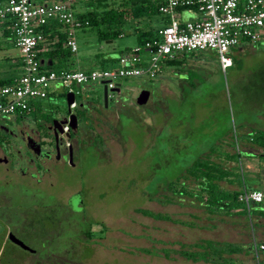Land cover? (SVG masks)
I'll return each mask as SVG.
<instances>
[{"label":"rangeland","instance_id":"374dc122","mask_svg":"<svg viewBox=\"0 0 264 264\" xmlns=\"http://www.w3.org/2000/svg\"><path fill=\"white\" fill-rule=\"evenodd\" d=\"M84 2L72 0L73 10L82 11ZM150 24L155 27L153 19L140 22L143 30ZM10 36L0 25V80L21 72L20 53ZM74 40L77 52L65 50V59L55 58L51 70L98 69L103 58L119 57L137 46L132 30L102 40L95 29L86 28L76 30ZM179 55L184 64L178 72L166 71L154 80L120 79L119 93L109 92L106 105L100 83L74 88L79 91L75 96L56 89L62 97L33 102L32 113L25 116L37 122L75 115L84 111L83 103L89 110L86 117L76 116L72 142L80 149L75 150L73 165L48 162L38 182L7 174L0 166V256L7 245L17 264H264V252L256 258L253 251V240L262 241L258 232L263 226L254 216L264 211V202L262 208L250 209L248 219L235 209L209 211L195 198H173L167 191L169 183L211 149L220 155L210 158L226 168L236 166L225 158L236 151V141L240 150L258 153L246 138L264 132V41L240 43L228 54L233 65L224 71L213 50ZM40 56L48 59L43 52ZM142 90L149 91L150 98L138 106ZM70 100L77 104L71 113ZM241 159L244 170L257 169V157ZM185 184L193 190L191 180ZM220 188L232 194L239 187L222 182ZM168 198L181 202L167 204ZM69 199L73 212L67 207ZM142 210L178 222L155 220ZM39 221L47 222L44 229L33 225ZM8 232L36 253L11 246ZM207 241L216 246L229 243L238 251L216 256L196 247ZM203 251L207 258L197 262L181 255Z\"/></svg>","mask_w":264,"mask_h":264},{"label":"built area","instance_id":"2783aa9c","mask_svg":"<svg viewBox=\"0 0 264 264\" xmlns=\"http://www.w3.org/2000/svg\"><path fill=\"white\" fill-rule=\"evenodd\" d=\"M72 0L54 1L50 4L33 0L0 1V23L12 21L13 40L20 53L21 74L10 85L0 86V117H18L30 110L36 100H45L54 89L67 90L74 96V88L92 83H106L108 91L120 87L124 78L154 80L163 72L166 62L177 54L213 50L218 55L221 69L232 67L228 56L240 43L264 41V0H162L159 13L167 24L157 29V38L131 48L119 57L118 66L106 69L45 70L43 52L39 46L46 39L45 28L55 23L64 31L63 46L71 53L77 52L74 40L76 30L88 27V21L76 16ZM195 18L182 20L183 13ZM44 61V62H43ZM131 65V66H127ZM77 107L74 101L70 109ZM69 125L62 127L67 133ZM235 152H240L235 143ZM241 166V161L238 163ZM263 193L242 189L237 201L247 210L260 204ZM256 258L264 251V244L253 240Z\"/></svg>","mask_w":264,"mask_h":264},{"label":"trees","instance_id":"16d2710c","mask_svg":"<svg viewBox=\"0 0 264 264\" xmlns=\"http://www.w3.org/2000/svg\"><path fill=\"white\" fill-rule=\"evenodd\" d=\"M6 1V0H0ZM61 1V0H52ZM85 1L83 4V10L74 11L76 16L80 19L88 21V27L95 29L97 31L98 37L102 40L115 39L117 37L123 36L129 30H132L133 33L137 35V45L141 46L145 42L150 41L152 39L157 38V29L167 24V20L160 15L159 7L162 4V0H83ZM50 2V3H52ZM80 2V1H79ZM82 2V1H81ZM41 4H50L47 0H41ZM154 20V26L151 24L148 29H142L140 26V22L143 20ZM3 34L10 33V38L13 39L12 33V21L4 20L0 23ZM58 25L55 23L48 24L46 26V41L44 44H41L39 48L46 46V49L43 51L44 55L48 56V59L45 60V66L43 69L51 70L50 67L53 65V60L58 58L65 57L64 51L67 50L63 46L65 34L62 29H57ZM83 28V29H86ZM14 43V40H13ZM15 45V43H14ZM131 49V48H130ZM130 49L126 50L124 53L128 52ZM119 56V57H120ZM41 57V56H40ZM119 57L117 60H119ZM65 59V58H64ZM64 59H62L64 61ZM97 60V56H96ZM116 59L111 58H103L100 61V67L98 69H106L113 68L117 61ZM183 61H179L177 58H174L171 61L166 62V66L179 68L181 67V63ZM51 64L48 66V64ZM21 65V62L19 63ZM183 65V64H182ZM71 67L61 68L59 71L63 70H71ZM14 77H9L4 80H0V86L10 85ZM79 94V91H78ZM63 93H59L56 95V92L50 91L48 93L47 100L54 99L56 97H62ZM46 100V99H45ZM34 109L33 103L30 105V110L25 112L24 114L18 116L22 117L25 115H29L32 113ZM86 117L84 112L78 111L77 117ZM246 140H248L252 146H254L258 151V153H252L250 155H244L241 150L236 153H228L225 155V158L235 163L234 168H226L222 166L221 163L215 162L210 157L215 155H220L214 149L204 155L202 158H198L186 169L184 175L180 177L176 182H171L167 186V191L172 194V197L180 199V197L188 196L190 198H195L199 201L200 204H205V208L209 211H219L222 212L224 210L231 211L233 209H240V213H247L245 207L237 201V196L242 191V189H246L249 191H259L264 195V132L257 133L253 132L247 135ZM95 142V141H94ZM235 148V146H234ZM218 153V154H217ZM242 156H247L251 158H258V167L256 170H244L242 165H238L239 161H241ZM187 180H191L194 183V188L192 191H188L186 188L185 182ZM226 182L229 184H237L239 186V191H235L232 194L224 191L220 188V183ZM178 188V190H177ZM173 198L166 199L167 204L179 203L180 200L175 201ZM162 202V201H161ZM263 201L260 204L261 205ZM164 203V202H163ZM253 207V206H252ZM251 207V208H252ZM142 215L160 221H171L173 223L178 222L176 220H172L169 216L153 213L151 211L142 210ZM262 214L263 211H259ZM45 223L47 222H36L33 225H40L41 228H45ZM182 224V223H181ZM33 228H35L33 226ZM7 243H5L6 245ZM205 246L196 245V247H205L208 249V252L219 256L223 253H227L228 255L235 254L238 251V247L232 244L226 243L222 246H216L212 242L207 241L204 242ZM0 245L2 242L0 241ZM3 245V246H5ZM12 246V245H11ZM3 255L0 256L1 264H17L16 260L11 257L9 253V246H5L2 248ZM206 252L202 253H188L182 252L181 255L193 262H197L198 260H205L207 258Z\"/></svg>","mask_w":264,"mask_h":264},{"label":"flooded vegetation","instance_id":"af4514ba","mask_svg":"<svg viewBox=\"0 0 264 264\" xmlns=\"http://www.w3.org/2000/svg\"><path fill=\"white\" fill-rule=\"evenodd\" d=\"M81 107L84 110L81 112H88L89 109L86 103ZM75 115L77 116V114ZM0 118V154L2 156L0 157V166H5L7 174L28 177L32 181L38 182L37 177L46 172L48 162L62 161L64 164L73 165V159L77 156L75 150L79 152L80 149V145L76 148L72 142L75 140L73 137L75 131L69 128L67 133L58 134V142H56L52 122H37L28 116L10 119L7 117ZM67 118H62L58 121H63ZM29 139L39 146V155L28 149L27 141ZM68 201L70 203L68 202L69 206L67 205V207L72 211L71 199ZM44 218H42L43 221H47V218ZM7 243L11 244L8 240ZM11 245L16 247L13 244Z\"/></svg>","mask_w":264,"mask_h":264},{"label":"water","instance_id":"95a60500","mask_svg":"<svg viewBox=\"0 0 264 264\" xmlns=\"http://www.w3.org/2000/svg\"><path fill=\"white\" fill-rule=\"evenodd\" d=\"M51 64L49 63L48 66H50ZM127 66H131V65H127ZM103 85L102 87V96H103V100L104 103L106 105V102L108 100L109 97V92L110 93H119V87L111 89L110 91H108L107 86L105 85L106 83H101ZM68 95H73L72 93H68ZM150 98V92L147 90H142L137 99H136V105L138 106H143L145 104H147L148 100ZM73 100L68 101L67 107H68V111L69 113H71V109H70V105L73 103ZM68 124L69 128L72 131H76L78 125H77V117L76 115H74L73 113H71L69 115V117L66 120L63 121H58V120H53L52 121V128L54 130V138L55 141L58 142V134H62L63 130H62V126ZM69 137V136H68ZM27 147L30 150H33L35 154L39 155L40 154V149L39 146L31 139H29L27 141ZM7 240L15 245L16 247H18L20 250L24 251V252H28L31 254H34L36 251L34 249H32L31 247H29L28 245H26L22 240H20L19 238H17L12 232H9L7 235Z\"/></svg>","mask_w":264,"mask_h":264},{"label":"crops","instance_id":"0c3cea01","mask_svg":"<svg viewBox=\"0 0 264 264\" xmlns=\"http://www.w3.org/2000/svg\"><path fill=\"white\" fill-rule=\"evenodd\" d=\"M193 18H195V15H192V14H190V13H183L182 14V20H189V19H193ZM243 43V42H242ZM244 43H248V42H244ZM251 44V43H250ZM46 49V46H43V47H41V50L42 51H44ZM42 53V52H41ZM180 54H186V53H180ZM175 58H177L179 61H183V59L181 58V55H179V54H177V56L175 57ZM112 59H118V57H115V58H112ZM41 60H44L45 61V59L44 58H42ZM43 61V62H44ZM182 64H184V62H182L181 63V67L183 66ZM118 66V60L116 61V63H115V66L114 67H117ZM19 67H20V71H21V65H19ZM181 67H179V68H174V67H170V66H166V63L164 64V66H163V72H162V74L159 76V78L160 77H162L163 76V74L167 71V72H178L177 71V69L178 70H180L181 69ZM20 74H21V72H20ZM17 76V75H16ZM15 75L14 76H12V77H16ZM158 78V79H159ZM55 90L56 89H54L53 91L55 92ZM84 104V103H83ZM82 104V105H83ZM81 105V106H82ZM251 150H253V151H257V149L254 147V146H252V148H251ZM241 152L245 155H250L251 153H246L244 150H241ZM242 160V159H241ZM239 187V186H238ZM240 189L238 188V190L237 191H239ZM253 208L255 209V208H262V206L261 205H254L253 206ZM264 210V209H263ZM235 212L237 211V212H239L240 213V209H235L234 210ZM259 211H261V210H259ZM258 211V214L256 215V216H254V219L256 218L257 220L255 221V223H259V225H263L262 226V228H260V231L258 232L259 233V235H260V239L262 240V241H260V243H262V244H264V213L262 214L261 212H259ZM264 212V211H263ZM242 213H240V215H241ZM246 217H247V215H246ZM245 218V217H244ZM248 218V217H247ZM264 252V251H263Z\"/></svg>","mask_w":264,"mask_h":264}]
</instances>
